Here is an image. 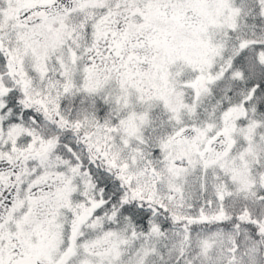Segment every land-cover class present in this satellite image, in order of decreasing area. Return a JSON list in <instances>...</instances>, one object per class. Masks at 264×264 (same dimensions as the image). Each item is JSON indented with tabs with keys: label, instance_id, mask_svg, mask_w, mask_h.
<instances>
[{
	"label": "snow or ice",
	"instance_id": "snow-or-ice-1",
	"mask_svg": "<svg viewBox=\"0 0 264 264\" xmlns=\"http://www.w3.org/2000/svg\"><path fill=\"white\" fill-rule=\"evenodd\" d=\"M0 264H264V0H0Z\"/></svg>",
	"mask_w": 264,
	"mask_h": 264
}]
</instances>
